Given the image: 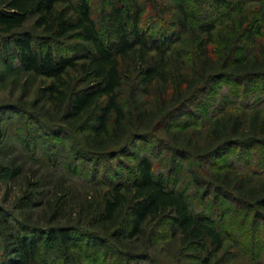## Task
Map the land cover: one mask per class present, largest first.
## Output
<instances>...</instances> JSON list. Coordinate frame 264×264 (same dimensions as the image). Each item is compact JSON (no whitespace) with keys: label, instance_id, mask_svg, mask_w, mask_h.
<instances>
[{"label":"trees","instance_id":"trees-1","mask_svg":"<svg viewBox=\"0 0 264 264\" xmlns=\"http://www.w3.org/2000/svg\"><path fill=\"white\" fill-rule=\"evenodd\" d=\"M142 1L105 0V39L89 0L67 6L0 0L1 40L13 46L25 73L43 79L32 102L43 114L32 121L54 124L78 160L134 159L130 181L88 191L74 203L77 219L66 225H52L66 210L73 214L71 192L63 188L46 203V227L0 220V264H161L154 252L164 232L172 263L231 264L237 249L250 264H264V108L224 109L202 133L173 124L192 117L217 83L264 81V0ZM149 13L169 16L182 36L172 38L168 25L162 37L152 34ZM74 40L81 45L76 51L55 53ZM161 133L163 148L187 163L204 204L200 214L173 182L155 174L150 157H133L137 142H162ZM231 148L244 156L254 151L238 165H218ZM20 174L21 167L14 169L13 177ZM27 183L19 204L42 206L35 200L43 194L40 182Z\"/></svg>","mask_w":264,"mask_h":264},{"label":"rangeland","instance_id":"rangeland-1","mask_svg":"<svg viewBox=\"0 0 264 264\" xmlns=\"http://www.w3.org/2000/svg\"><path fill=\"white\" fill-rule=\"evenodd\" d=\"M78 1L62 0V6L76 4ZM89 1L98 29L102 37L108 39V4L105 0ZM121 1L119 0V3ZM189 1L197 4L196 0H186V2ZM234 9L233 7L231 11H223V13L230 15ZM205 13H210V10ZM147 19L151 20L152 34L157 37H162L164 25L170 27L168 30L172 38L182 36L176 28L169 24V16L149 13ZM68 45L71 49H55V53L68 54L74 51L72 47H75V51L76 48L81 47L77 40L69 42ZM35 48L43 50V47L37 44ZM12 50L13 46L5 44L0 38V168L6 169L0 171V220L4 219L14 224L15 219L26 225L46 227L51 216V210L47 209L46 203L48 200H55V195L61 194V188H63L71 192L73 207L69 212L73 210V214L70 217V213L66 210L52 225H66L77 219L74 203L75 201L79 202L88 191L104 192L113 183L121 180L130 181L133 177L130 169L134 165V159L123 161L119 157L97 163H91L89 158L78 160L73 152V142L54 128V124H48L41 120H39L41 123L33 122L32 120L37 118V113L43 114L41 104L35 109L32 108L35 95L43 86V79L25 73ZM78 52L81 53V50ZM22 95H24L23 99H19ZM259 108H264V81L240 86L226 81L213 85L211 90L200 98L196 107L192 109V117L176 120L173 124L189 126L184 131L202 133L213 117L224 109L250 111ZM35 114L36 116H33ZM158 136L164 139L163 133ZM76 142L74 141V143ZM162 142L155 139L140 140L136 143L133 157L135 159L143 155L150 157L154 163L155 174H163L171 183L173 182L177 190L186 195L195 214H200L204 204L198 195V190L190 183L187 163L180 158L179 154H172L163 148L162 144L165 139ZM77 145L79 146V141ZM253 151L244 156V152L240 148H231L224 158L216 163L223 166L232 163L238 165L239 160H247L251 157ZM18 167H21V174L18 177H13L14 169ZM28 180L40 182L41 188L38 193L44 195L37 196L35 200L42 206L29 208L28 205L21 206L19 204V199L28 188ZM212 220L216 225L218 218L212 217ZM4 243L5 240L0 234V262L4 255ZM227 244L230 245L228 242ZM172 249L168 235L164 232L161 234L157 250L154 252V258L161 264H176L170 262L171 259L168 257ZM234 252L236 258L230 262L231 264H250L246 257L239 253V250L236 249ZM148 261L143 259L136 264H150L151 262ZM188 263L198 264L196 262Z\"/></svg>","mask_w":264,"mask_h":264}]
</instances>
